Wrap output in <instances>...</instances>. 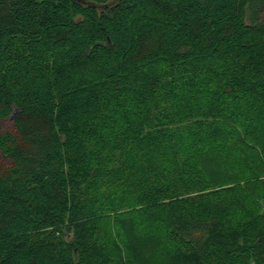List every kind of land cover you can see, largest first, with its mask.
Returning a JSON list of instances; mask_svg holds the SVG:
<instances>
[{"label":"trees","instance_id":"trees-1","mask_svg":"<svg viewBox=\"0 0 264 264\" xmlns=\"http://www.w3.org/2000/svg\"><path fill=\"white\" fill-rule=\"evenodd\" d=\"M109 1L0 0V264H264V0Z\"/></svg>","mask_w":264,"mask_h":264},{"label":"rangeland","instance_id":"rangeland-1","mask_svg":"<svg viewBox=\"0 0 264 264\" xmlns=\"http://www.w3.org/2000/svg\"><path fill=\"white\" fill-rule=\"evenodd\" d=\"M114 1H116V0H110V1L108 2V4H109V3H113ZM2 126H3V127H8V126H9V122H4V123L2 124Z\"/></svg>","mask_w":264,"mask_h":264}]
</instances>
